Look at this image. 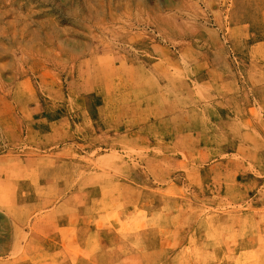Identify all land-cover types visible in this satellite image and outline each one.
<instances>
[{
	"label": "rangeland",
	"instance_id": "374dc122",
	"mask_svg": "<svg viewBox=\"0 0 264 264\" xmlns=\"http://www.w3.org/2000/svg\"><path fill=\"white\" fill-rule=\"evenodd\" d=\"M0 264H264V0H0Z\"/></svg>",
	"mask_w": 264,
	"mask_h": 264
},
{
	"label": "bare ground",
	"instance_id": "6f19581e",
	"mask_svg": "<svg viewBox=\"0 0 264 264\" xmlns=\"http://www.w3.org/2000/svg\"><path fill=\"white\" fill-rule=\"evenodd\" d=\"M205 252V251H204ZM253 258V257H252Z\"/></svg>",
	"mask_w": 264,
	"mask_h": 264
}]
</instances>
